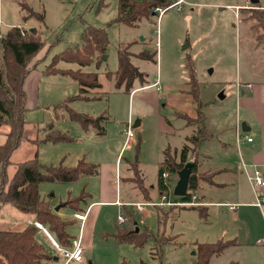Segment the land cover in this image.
Listing matches in <instances>:
<instances>
[{"label": "rangeland", "instance_id": "obj_1", "mask_svg": "<svg viewBox=\"0 0 264 264\" xmlns=\"http://www.w3.org/2000/svg\"><path fill=\"white\" fill-rule=\"evenodd\" d=\"M239 1L183 0L179 7L167 9L158 20L155 13L131 26L115 21L118 0H0V37L13 26L33 28L40 36L43 46L30 63L39 72L53 63L54 55L67 47L80 46L87 26L102 28L107 33L106 58L103 55L99 63L96 59L84 66L62 60L55 63L59 70L96 72L104 82L103 97L72 100L79 92L72 77L60 72L44 74L38 103L27 106L24 137L6 168L7 174L12 175L16 163L34 158L35 153L44 166L74 167L80 159L97 165L100 171L97 176L70 183L38 185L40 196L50 202L53 210L62 206L58 210L63 219L71 222L67 232L72 238L78 237L80 227L72 221L75 210L63 206L69 197L79 196L84 189L90 193L87 204L100 200L101 192L107 195V200L117 199L121 203L103 204L90 211L87 226L83 225L85 229L82 226L81 230V235H85L82 243L85 259L81 264H120L123 261L128 264H197V243L225 240L226 231L236 225L226 208L215 206L222 201V191L209 184L201 185L197 194L201 195L203 190L206 201L212 202L207 205L208 209L199 206L203 210L201 214L198 208L178 204L180 197L174 194L178 172L168 171L167 188L159 191L158 169L165 150L169 149L170 158L176 163L182 147L189 144L186 137L192 134L190 125L181 117L185 113L195 115L196 103L186 93L190 90L189 84L187 89L190 79L197 85L211 137L199 140L195 154L188 156L187 163L196 161L200 170L212 171L222 162V157L227 158L223 155L222 142L230 144L235 136L239 75L248 67L247 49L257 39L263 40L264 33V26L255 15L246 16L241 10L236 18L226 7ZM27 7L41 14L43 19L31 16L25 20ZM249 18L253 21L248 22ZM247 25L250 28L252 25L251 31ZM126 44L133 54L132 63L144 73L145 80L138 81V85L153 82L157 75L160 77L159 115L162 119L144 104V92L128 99V93L117 90L113 78L106 77V71L117 70V47ZM145 47L157 50V63L135 55ZM182 85H186L184 92L180 91ZM71 110L105 115L104 133L98 134L92 127L82 130L71 119ZM140 110L144 125L133 128L134 136L125 143L126 122L131 120L133 125L139 120ZM4 129L1 127L0 131L4 133ZM58 133L65 135V139L56 142L48 139ZM195 135L200 134L196 131ZM242 184L244 191L252 189L254 192L248 180L244 179ZM141 203L157 205H146L139 210L137 204ZM219 209H224L225 213ZM82 210H86V205ZM262 210L264 212V206ZM118 216L126 221L119 224ZM30 217L32 214L22 213L10 204L0 205V229H21ZM117 229L134 230L137 237L142 233L147 236L141 245L119 242L115 237ZM233 263L264 264V250L230 245L219 255L211 256L208 264ZM57 264H65V260L60 257Z\"/></svg>", "mask_w": 264, "mask_h": 264}, {"label": "trees", "instance_id": "obj_2", "mask_svg": "<svg viewBox=\"0 0 264 264\" xmlns=\"http://www.w3.org/2000/svg\"><path fill=\"white\" fill-rule=\"evenodd\" d=\"M173 2L168 0H118L116 22L125 23L131 26L137 24L142 18H149L157 7H168ZM27 14L24 19L31 16L43 19L42 15L36 13L32 8L27 7ZM259 19L264 26V19ZM264 29V27H263ZM264 40V33L262 36ZM109 41L107 33L102 28L87 26L82 33V44L74 48L67 47L53 57V63L46 66L43 74L56 72L65 73L72 77L80 86L78 94L72 100H87L84 92L86 88H97L100 86L96 72H85L80 69L59 70L55 63L59 60L75 62L84 66L96 59L99 63L106 52ZM43 46V42L36 31L24 27H10L0 37V129L5 127V142L0 145V205L10 204L22 213L32 214L34 221L44 226L53 236L57 243L65 248L70 247L72 237L67 232L71 222L63 220L57 211L53 210L50 202L42 198L38 191V185L42 182L69 183L80 178H89L98 174L96 164L80 159L76 166L67 167L44 166L37 160L36 155L32 159L15 164L12 175H8L6 168L12 163V153L21 145L24 137V126L26 124L25 92L23 83L26 75L31 71L32 59ZM118 67L115 72L106 71V76L113 78L116 89L121 87L130 92L133 82L138 80L144 82V73L132 63L129 45H119L116 50ZM137 57L156 63L157 50H142ZM35 67V66H34ZM190 85L188 93L196 103V116L190 117L183 114L187 124H193L199 137L192 135L188 141L193 145H184L180 151L179 162L174 163L170 158L169 150H165L164 159L158 169V188L160 192L166 190L167 185L162 177L164 172L172 171L177 173L187 163L188 156L195 154L196 144L199 140L210 139L211 134L205 127V115L202 110V103L198 99L196 83L191 79L187 82ZM71 119L76 122L82 130L95 128L98 134L104 132V123L107 119L104 115L92 116L85 113L70 111ZM54 142L65 139V135L58 133L49 136ZM191 173L188 181L187 193L180 197V203L189 202L193 191L198 189L200 180L212 183V173H199L197 162H191ZM89 194L83 189L77 197H69L63 206L73 210L83 211L81 203L85 202ZM185 206V205H181ZM201 205H190L198 208L200 213ZM134 230L117 229L115 234L119 242L128 241L136 245L144 243L146 236L143 233L138 237ZM146 234V233H145ZM234 240H218L216 243H197V264H208L211 256L219 255L226 247L233 245ZM60 256L41 229L34 223H28L21 229H0V264H57ZM120 264H128L125 261ZM234 264V263H233Z\"/></svg>", "mask_w": 264, "mask_h": 264}, {"label": "crops", "instance_id": "obj_3", "mask_svg": "<svg viewBox=\"0 0 264 264\" xmlns=\"http://www.w3.org/2000/svg\"><path fill=\"white\" fill-rule=\"evenodd\" d=\"M177 1L179 0H176L173 3H176ZM182 3L183 0L181 1V3L176 4L175 6L179 7V5H181ZM226 7L231 11H233L236 18L239 17V14H241L240 11L243 10L246 16L255 15V16H261L264 19V0H240L239 2H231L229 4H226ZM235 7H239V9L237 10L238 13L237 15L235 14ZM250 21H253V19L249 18L248 22ZM251 28L250 25L249 26L247 25V29L249 31H251ZM34 31L36 30L34 29ZM257 36L259 35L257 34ZM253 44L254 45H252L247 49L246 60L248 67L244 73H241L239 75L240 80L239 79L238 80L240 82L238 81V83H240V86L236 88L237 96L235 97V122H236V128L238 127L240 130L239 144L237 145L236 143V128H235V136L233 140L231 139L232 140L231 143L227 144L228 142H222L223 155H226L227 158L224 159V157H222L223 160L222 162H219L217 168H214V170L212 171L210 170L202 171L198 168L199 165L197 164V170L199 173H212V183L204 180H200L198 184V189H202L201 187L202 184H209L210 186H213L218 190L222 191L221 193L222 201L216 203L215 206L220 208H226L227 210L226 213L229 214L233 224H236L226 231V234L228 236L226 237L223 236L225 237L223 239L234 240L235 243L232 245L233 247H245V248L254 247L257 250H264V212L262 210L264 206V196L262 195V193L264 194V186L259 189V194L263 197V201L261 205L258 206L256 205L255 191L253 192L252 189L251 191L250 190L248 191V189L244 191V187L242 184V181L244 179H246L247 181L248 176L255 169L260 170L264 174V40L257 39L256 43ZM260 49H263V51H259ZM143 50H149V49L145 47L143 48ZM135 55H137V53ZM43 75H44L43 72H39L36 69L32 68L24 79L23 89L25 92L26 110H27V106H32L38 103L39 85L41 83ZM143 80H145V77L143 78ZM98 81L100 83L99 87L85 89L84 93L88 94L87 97L89 98L85 101L99 100L103 97L105 93V91L103 90L104 82L99 75H98ZM137 82L138 80H135L133 82V86L130 92H127L128 99L133 98L135 95H137L140 92H144L142 93V101L146 106H148L152 110L153 115L159 117V119H162L163 117L159 115V108H160L159 101L161 99L160 90H159L161 80L159 75H157V77L153 82H146L145 84H140V85H138ZM247 84H251V87H247L246 86ZM185 86L186 85H182L180 91L182 92L186 91L184 89ZM188 86L189 85L187 83V89ZM78 89H80L79 85H78ZM151 89L152 91H150ZM117 90H124V88L121 87ZM188 91H186V93H188ZM182 99L185 102H187V99H185L184 97ZM142 113H143L142 110H140L139 112L140 117ZM187 115L190 117H195L196 107H195V115H189V114ZM137 121H139V125L137 127H141L144 125V117L139 118V120ZM237 121H240L239 124L237 123ZM188 125H190V131L192 134L186 137L187 141L189 137L195 135L194 125L193 124H188ZM205 127H206V119H205ZM247 138H251L252 140L248 142L246 140ZM5 139L6 136L2 131H0V145L5 142ZM125 141H126V137H125ZM123 145L124 144H122L121 149L123 148ZM185 145H189L190 147L193 146L191 142ZM35 155L37 156V153H35ZM118 158L119 157L117 156V160ZM99 174L100 171L98 170L97 175ZM198 189L195 191V195H196L195 201H197L199 205L202 206L203 209L204 208L208 209L209 207L207 205H210L212 202L206 201L205 199L206 196L203 195V190L201 191V195H198L197 194ZM88 194L90 195V193ZM101 195L102 198H100V200L97 201L93 200L89 204H87L88 202L85 200V202L81 203V208L82 206L84 207L86 205V210L84 211L75 210L72 213V217H73L72 221L79 223L80 228H82L81 221L74 218V213L87 212V217L83 222V225L87 226L86 223L88 222V216L90 214V211L94 207H99L100 205L109 204V203L116 204V202L118 201L117 199L107 200L108 197L107 195H105V193L101 192ZM219 210L222 213H225L224 209H219ZM57 212L60 215L59 210ZM107 217H109V215H107ZM34 222H35L34 216L32 215V217H30L27 220L26 224L34 223ZM26 224L24 225L21 224V225L23 227ZM84 226L83 229H85ZM80 228H79V233H80ZM84 236L85 235H81V243L84 242ZM84 259L85 258H83L81 262H78V264L83 263Z\"/></svg>", "mask_w": 264, "mask_h": 264}, {"label": "built area", "instance_id": "obj_4", "mask_svg": "<svg viewBox=\"0 0 264 264\" xmlns=\"http://www.w3.org/2000/svg\"><path fill=\"white\" fill-rule=\"evenodd\" d=\"M182 0L177 1L176 3H173L172 5L162 8V7H157L153 10L154 13H157V17L159 19V17L169 8L174 7L176 4L181 3ZM239 9V7H235V14L237 15V10ZM240 86V83H237V87ZM247 87H251V84H247ZM133 125H132V121L128 120L126 122V129H125V136H126V141L127 142L128 139L132 138L134 136V129H133ZM248 142H250L252 139L251 138H247L246 139ZM240 141V130L237 127L236 128V143L237 145L239 144ZM168 172H164L162 174V177L167 178L168 176ZM248 181L250 182L251 186L253 187V190L255 191V196H256V205L260 206L262 201H263V197L259 194V189L262 188L264 186V174L258 170L255 169L253 170V172L248 176ZM164 198V197H163ZM195 191L192 192L191 195V199L189 202H185V203H178L179 205H185V206H190V205H197L199 203H195ZM116 204L121 205L120 202H116ZM169 204V203H168ZM153 206V205H157V203H145V204H137V209L142 210L144 206ZM87 217V212H76L74 213V218L81 221V227L83 226V222L85 221ZM117 222L119 224H122L126 221L125 218H123L122 216H118L117 217ZM34 225L36 227H38L39 229L42 230V232L44 233V235L47 237V239L51 242V244L53 245V247L55 248V250L57 251L58 255L65 260V264L70 263V262H74V263H78L81 262L83 260V247H82V243H81V229L80 228V233L78 235V237H74L71 241V245L68 248L62 247L60 246L57 241L53 238V236L47 231V229L42 226L40 223L38 222H34Z\"/></svg>", "mask_w": 264, "mask_h": 264}, {"label": "water", "instance_id": "obj_5", "mask_svg": "<svg viewBox=\"0 0 264 264\" xmlns=\"http://www.w3.org/2000/svg\"><path fill=\"white\" fill-rule=\"evenodd\" d=\"M30 31L33 32L34 29L31 28ZM103 58L105 59L106 56L104 55ZM138 125H139V121L136 120L133 127H137ZM191 165H192L191 163H186L184 167L178 171V181L174 188V194L178 197H182L187 193L188 181L191 173ZM58 209L59 207L55 208V211H58ZM137 230L138 228L135 229V231Z\"/></svg>", "mask_w": 264, "mask_h": 264}]
</instances>
